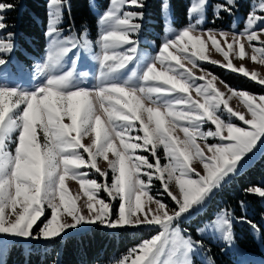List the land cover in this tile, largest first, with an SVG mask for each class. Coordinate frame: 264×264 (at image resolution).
I'll return each instance as SVG.
<instances>
[{
	"label": "snow or ice",
	"instance_id": "6c2138e0",
	"mask_svg": "<svg viewBox=\"0 0 264 264\" xmlns=\"http://www.w3.org/2000/svg\"><path fill=\"white\" fill-rule=\"evenodd\" d=\"M207 5L208 0L190 3L187 25L179 31L169 29L157 54L148 55L141 51L139 40L146 0H110L97 19L95 41L87 29L63 35L59 25L68 0H49L47 55L35 65L33 77L43 76L44 83L30 93L0 85V264H7L12 238L43 240L48 255V247L57 239L92 227L156 232L129 248L115 264H195L198 249L210 251L203 240L194 239L180 225L199 214L215 192L240 174L246 166L240 162L249 153L257 154L253 150L258 143L264 147V95L225 84L231 93L225 99L214 87V74L201 69L205 75L196 76L192 69L199 67L198 60L207 59L204 48L210 41L222 53L228 69L256 81L258 73L247 72L243 65L235 69L229 54L244 58L246 41L252 49L250 59L264 64V40L260 39L264 35V0L251 7L238 32L235 24L231 32L202 28ZM160 7L162 14H168L169 0H162ZM213 7L215 23L223 18L222 13L234 16L239 5L237 0H223ZM14 9L15 4L0 0V33H4L0 36V77L9 75L6 65L15 48V33L7 31L15 25L6 23L5 15ZM81 51L92 53L98 63L96 83L90 88L75 83ZM73 52L72 67L60 71L63 59ZM129 64L134 65L131 74L118 79ZM88 75L80 73L81 83ZM258 83L264 85V78ZM233 97L246 111L229 106ZM101 114L107 119L102 120ZM234 118L242 124L234 123ZM176 128L183 132V140L173 136ZM86 136L92 137L88 144L82 143ZM161 147L167 161L163 165L158 155ZM136 150L147 152L155 163L137 155ZM108 153L114 158L109 159ZM100 157L107 161L106 169L98 166ZM190 157L202 171L189 165ZM84 166L89 171H81ZM91 170L101 182L89 178ZM66 178L77 180L87 197L79 206V193L65 198ZM154 181L160 182V190L154 191ZM173 181L178 186L176 193L169 188ZM245 192L264 198L262 186H250ZM165 195L171 208L163 202ZM237 223L247 224L254 234L261 233V227L247 215L236 217L227 208L206 220L196 233L219 234L224 244L221 250L226 251L235 245ZM31 253L30 247L26 254ZM58 256L51 258V264H59ZM208 264L215 262L209 259ZM242 264L255 262L245 259Z\"/></svg>",
	"mask_w": 264,
	"mask_h": 264
},
{
	"label": "rangeland",
	"instance_id": "374dc122",
	"mask_svg": "<svg viewBox=\"0 0 264 264\" xmlns=\"http://www.w3.org/2000/svg\"><path fill=\"white\" fill-rule=\"evenodd\" d=\"M151 0H146V7L144 8L145 12V18L143 20V28L140 32L139 40H140V49L143 53H146L148 55H155L158 52V49L166 35H170L169 29H173L176 31L181 30L183 27H185L188 23V19L186 16V11L188 7L190 6V3H195L196 0H185L186 1V10L184 16H180L179 14L174 13L173 8V2L172 0H169L170 2V12L168 14H162L161 12V2L162 0H159V11H155L154 7H150ZM184 1V2H185ZM2 2H6V0H2ZM110 0H108L107 4L105 6L101 5V0H89V7L93 14L96 17V31L94 34L90 32V29L88 27H81L76 28L73 27L70 24H67L64 14L62 18V22L60 23L59 27L64 30L63 35L69 36L73 33L75 34H81L85 29L88 31L89 38L95 41L98 38V24L97 19L102 14L104 10L107 9L109 6ZM223 0H208L207 10L205 13V21L202 25V28L208 29H225L231 32L233 24H235V30L241 31L244 27V21L245 18L250 11L251 7L258 2V0H237V3L239 5L238 10H235L234 16H228L226 13H222V19L216 20L215 23H213V11H214V5L216 3H222ZM65 9V8H64ZM49 0L47 2V19H46V28L49 23ZM64 12V10H63ZM7 20L6 23L9 25H15L14 27H9L7 29L8 32H14L15 33V48L12 54L8 57V64L6 65V68L9 70V75L6 77H0V85L16 89L20 92H33L36 90V88L39 85H42L44 83V77H36L33 78L35 75V65L37 63H42L47 55V47H48V41L44 36V47L41 52H37L34 48V45L32 41L29 39V36L26 35L27 41H22V39L19 37V30L16 27V19L14 17L16 16L13 14V12L7 11L5 13ZM15 15V16H14ZM44 31V34H45ZM4 35V33H0V36ZM206 39V37H205ZM217 39L220 42L221 46L224 47V50H227L226 45L223 43V38L217 35ZM261 40H264V35L260 37ZM231 40V36H229V41ZM245 42V51L246 56L244 58H238L237 56L233 55L232 53L229 54V59L231 60L233 66L235 69H239L242 65L245 68V70L249 73L256 72L258 73V77L256 81H253L251 79V76L245 77L242 73H239L237 71H233L232 69H228L226 67L227 61L224 60V57L222 53L216 52L215 49L211 46V42L208 41L204 48V55L207 57L204 61H199L198 68L192 69V71L195 73L196 76L205 75V72H202L201 69H205L207 72H210L214 74L217 77V80L213 82L214 87L218 89L221 93H224V98L226 99L228 95H231V93L228 92L227 88L225 87V84L232 86V88L236 90H245L241 89L238 86H234L231 83H229L225 77L223 76L224 73H233L235 75H240L242 77H245L249 79L250 81L254 82L257 87L263 88L264 85H260L258 83V80L260 78H264V64L259 63V61H253L250 59V56L252 55V49L247 46V42ZM253 44H255L256 47H260L259 43L257 41H254ZM96 51H99L97 48ZM169 51L173 52L175 54V49H170ZM76 55L75 52L70 53L67 57H65L62 61V66L60 67V71H67L72 67V60L73 57ZM211 61H217L218 64H213ZM183 62V61H182ZM174 63V62H173ZM186 67H191V65H187ZM134 67V65L129 64L128 68L124 70L119 76L118 79H127V77L131 74V70ZM160 66L157 65V69L159 70ZM87 72L89 75L85 78H83V83H81L80 73ZM98 74V63L93 58L92 53H88L86 51H81L79 53V61L76 67V75L77 79L75 83L79 84L82 87L90 88L95 85L96 83V76ZM210 79V77L206 76V80ZM223 81L224 83H221ZM206 82V81H205ZM250 94L253 95H264V92H252L249 90H246ZM191 95L195 97V92H192ZM229 106L232 107L235 111L244 112L246 111L244 106L241 104L240 100L236 97H233V99L228 101ZM146 106H150L145 101ZM102 120H106L107 117L103 114ZM65 123H68L69 121L65 118ZM234 123L241 125L242 122H240L238 119L234 118ZM138 123V122H137ZM183 123V122H181ZM167 127V123L165 124ZM208 126L206 125L205 128ZM94 135V134H93ZM174 137H179L180 140H183L184 134L179 129L176 128L173 132ZM39 139L43 140L42 135H40ZM92 137H83L82 143L88 144L91 142ZM200 142L199 140L197 141ZM117 144H119V141H117ZM177 144H179V141H177ZM203 147V145L201 144ZM10 149H14L15 145H10ZM264 147H261V145L258 143L256 148L253 150V152H256L257 154L253 156V153H249L247 156H245L242 161L240 162L242 165H250L253 160L259 155V153L262 151ZM82 151V150H81ZM137 155H145L148 157L149 161L152 163H155L153 158L143 150H136ZM158 155L161 157L160 163L163 165L164 163H167L166 159L163 158V148L158 149ZM85 158H87V154H85ZM108 158L113 159L112 153H108ZM189 165L192 167H195L197 171H202V166L193 158H189L188 161ZM97 164L101 169L107 168V161L104 160L103 157L98 158ZM244 167V168H245ZM243 168V169H244ZM81 171H89L87 166H84ZM94 170H91L89 178H94L97 180V182H101L102 178L98 176V174H92ZM143 169L141 171L142 175ZM111 173L109 172V176ZM142 178L146 179V177ZM156 185V189L154 191L160 190V182L154 181ZM169 188L176 193L178 191V186L173 181ZM65 189L66 194L65 198H75L77 193H79L80 199L77 200V206H79L84 200L87 199V197L84 195L83 189L80 188L79 182L75 179L66 178L65 180ZM216 193V192H215ZM101 196H106L105 193H101ZM213 197V196H212ZM212 197L207 201L206 206L200 211L199 214L194 215L191 219L183 220L181 223L182 229H187L189 233L193 236L194 239H200L203 240L204 245L207 249H210V251L205 252L203 249H198V254L194 256L195 264H208L209 259L214 261L215 264H219L218 260L224 263H228V261L224 257H228L234 264H242V261L247 259L250 261H254L255 264H264V242L262 241L261 234H254L251 229V235L253 239L258 244V251H253L245 248L242 246L238 241L237 238L235 239V245L233 248L228 249L226 251H222L221 247L224 246L222 237L219 234H212L209 232H205L201 235H197L196 229L198 227L203 226V223L214 217V215L224 209H216L212 213V216L209 217L207 210L208 206L210 204V200ZM146 199V198H143ZM57 203H59V192H57L56 196ZM263 204H264V198H261ZM164 203L168 204L169 207H172V203L170 201V198L166 195L164 196ZM153 208L155 205H152ZM50 214V210H49ZM241 223H237L236 225H240ZM112 232V231H110ZM156 232L153 231L152 235H155ZM238 235V233H236ZM152 235L142 238L139 241L129 244L127 248L123 252H117L115 249H112L103 260H100L94 264H115L116 260L121 259L124 255L127 254V251L129 248L134 247L135 245L139 244L141 241L149 239ZM12 243H21L24 248H27V245L30 243L33 244H43L45 241H30V240H22L19 238H12L11 243L9 246H11Z\"/></svg>",
	"mask_w": 264,
	"mask_h": 264
},
{
	"label": "trees",
	"instance_id": "16d2710c",
	"mask_svg": "<svg viewBox=\"0 0 264 264\" xmlns=\"http://www.w3.org/2000/svg\"><path fill=\"white\" fill-rule=\"evenodd\" d=\"M185 0H172L174 13L184 16L186 10ZM15 4L11 10L15 14L16 27L19 30V37L27 41L26 35L32 41L37 52L44 47V31L47 19L48 0H6ZM108 0H101L105 6ZM150 7L159 11V0H151ZM69 7L64 9V18L67 24L76 28L88 27L92 34L96 31V17L89 7V0H68ZM225 79L234 86L252 92H264L249 79L233 73H224ZM260 153H264V148ZM250 186L264 187V156L259 154L253 162L245 167L240 174L231 180L222 191H217L208 206V216L216 209L227 208L236 217L247 215V218L261 227V238L264 242V204L258 195L246 194L245 189ZM241 201L244 207H241ZM238 233V235L236 234ZM153 234V231L121 229L117 232H110L98 227L80 233H74L64 240L57 239V242L48 247V255L45 254V243L27 245L24 248L21 243H12L11 253L7 257V264H51V258L59 253V264H94L103 260L106 255L115 249L123 252L129 244H133L142 238ZM235 237L245 248L253 251L258 250V244L251 235V228L247 224H235ZM31 247V255L26 250ZM228 263L234 264L228 257H224ZM219 264H222L218 260ZM224 264V263H223Z\"/></svg>",
	"mask_w": 264,
	"mask_h": 264
}]
</instances>
